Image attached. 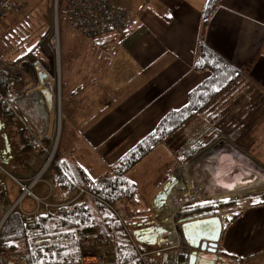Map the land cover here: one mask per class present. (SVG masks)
Returning a JSON list of instances; mask_svg holds the SVG:
<instances>
[{"label":"crops","instance_id":"1","mask_svg":"<svg viewBox=\"0 0 264 264\" xmlns=\"http://www.w3.org/2000/svg\"><path fill=\"white\" fill-rule=\"evenodd\" d=\"M111 2L129 15L128 29L91 42L78 38L81 53L60 56L61 70H76L74 80L92 75L90 82L78 86V96L71 91L73 96L61 104L63 138L79 136L97 148L110 141L142 139L167 112L182 108L188 94L207 78L194 70L201 42L264 96V0H219L206 21V0ZM81 61L91 68L74 64ZM24 76L30 86L36 84L31 75ZM46 87L50 89V83ZM109 155L115 160L110 165L120 158L108 151L104 156ZM64 160L72 163V158ZM44 190L36 187V195L44 196ZM236 214L222 224L218 257L227 264H264V205Z\"/></svg>","mask_w":264,"mask_h":264},{"label":"rangeland","instance_id":"2","mask_svg":"<svg viewBox=\"0 0 264 264\" xmlns=\"http://www.w3.org/2000/svg\"><path fill=\"white\" fill-rule=\"evenodd\" d=\"M21 1L22 8L19 12L14 13V16L11 18H7L8 16L1 18L0 36L7 34V27L10 26L12 28L14 25L20 26L25 19H28L31 25L37 23L36 26L38 27L36 28L42 29L41 25H49L50 31L39 47L42 52L40 57L43 61H34L31 64V68L27 66L23 67L19 65L18 62L12 63V61H8L10 63L6 64V66L5 64L3 65L5 68L9 69L10 73L8 75L4 74L8 80L16 79L17 77H21L24 80L25 74L31 75L34 81L37 80L36 84H33L34 86H30L32 83L31 81L26 80L25 82L24 80L25 83L20 88L23 87L22 89L26 91L23 93L19 91L15 99L12 97L7 98L6 96L4 98L9 107H15L14 102H16V98H21L22 95H26L32 89L38 88V78L32 68L35 63H38L50 78L49 83L50 90L53 91L54 95V107L52 112L49 113L47 111L49 113L47 121L40 123L44 132L49 137L46 141L47 148L49 147L51 149L52 146L56 145V152L52 163H50L47 170L41 174L39 181L35 184L33 189V193L37 198H46L47 200L45 203L42 202L37 206L31 199L27 198L22 204V210L17 208L25 215H45L48 211L58 208L49 206V200H55L57 203H62V201H64V199L59 197L58 190L56 189L57 187L48 180L49 168L56 162L58 152L62 154V158H72L71 162L73 164L76 161L80 165V168L84 169L92 178L99 179L109 172L108 166L115 161H113V155L104 156L107 151L109 154L114 153V156L118 155L121 157L124 152L130 149L136 142L117 143L110 141L104 143L100 148H97L93 143H85L79 136L68 135V138H66L65 134V138H63L64 124L61 115V104L64 103L65 105L71 96H73L70 95L71 91H73L74 96H78L80 94V91L77 90L78 86H83L81 84L90 82V80H92V75L89 73L86 79L79 78L74 80L73 75L76 73V70H71V72H65V69L61 70L60 56L63 58L65 52L68 53L69 56L80 54L84 48L82 47L83 45H80L78 42V38L85 41L90 40L74 33L63 24L61 10L59 13L56 12L54 6L55 0ZM55 15L56 17L58 16L57 18L59 19L58 34L55 30ZM56 34L57 38L54 40ZM54 41L55 44L53 43ZM1 44L2 42L0 41V46ZM9 53L10 51H6V53L2 51L1 54L7 56ZM16 53L17 52H15V54ZM2 61L0 60L2 64L7 62ZM74 64L78 67H80V64L81 66L85 65L84 67L88 65L91 68L89 62L85 64L81 61L78 63L74 62ZM68 65L71 66V63H68ZM3 71L5 72L4 68ZM244 80L240 79V81L227 88L217 100L212 102L207 113L191 120L179 134L168 139L163 147L154 151L144 161L135 166L127 175V179L136 185L137 193L130 200L122 201L116 205L118 207L123 205V207L131 211V220L127 222V227L131 233L140 226L139 223H153L156 218V210L158 209L154 206V200L156 196L161 193L160 191H163L164 187H167L170 191H174L181 187L185 189L186 183L189 185L193 184L192 190L200 188L201 192L205 193L204 195L211 196L209 200L216 202L236 200L241 202V199L264 194V190H262L264 189V96L261 95V92H258L255 87ZM86 86L90 88L93 85ZM38 98L43 102V109L45 110L46 103L43 96L39 93V90L38 97L35 94H28L27 96V99L31 100V102L35 103L37 106L40 105ZM1 102L2 101H0V103ZM2 103L6 106L4 102ZM21 104L24 103L22 102ZM38 108L39 107L34 110L31 109L32 113H37ZM7 109L8 111L10 110L8 107ZM0 123L2 126L4 121L0 120ZM5 124V149L7 153H9L8 156L12 154L14 156L18 155L23 148L19 127L13 119H11L9 123L5 122ZM206 126L210 127L212 130H216L220 134L218 138L213 140L210 146L198 152L193 158L179 162L180 154L188 145L191 138ZM68 127L69 125L66 126V131ZM236 130L240 132L237 136L236 134L234 136L233 132ZM113 150H116V152H112ZM248 152H250L251 155H249ZM28 156H30L28 167L24 173L21 172L22 175L40 174L45 161L34 156L32 151L31 154H24L25 159H27ZM6 169L13 175L18 176V174H14L10 169ZM181 169H183L185 176L182 177L181 181L173 179V176L176 174L177 177ZM0 184L5 185L7 189V197L4 195L2 197L0 196V206H2V208L12 206L19 196L17 187L9 178L1 173ZM228 184L234 186V190L230 188L228 192L225 187V185ZM38 186H42L45 189L44 196L36 195L35 189ZM75 194L72 200L77 195L80 196L79 199L85 196L78 194V191H76ZM75 202L76 201H73L72 203ZM168 212L167 206L163 207L162 214L165 216ZM233 213L234 212H231V214ZM163 218L166 219L165 217ZM93 244L94 250L92 248L88 249L87 254H84L83 257L93 255L97 247L98 250L101 248V251L107 255L113 254L114 244L111 239H96ZM17 247L19 248L17 253L21 254L23 252L22 246L18 245ZM140 248L147 258H155V256H148V250L155 248V246L140 244ZM177 251L185 258H188L190 253L187 247L183 248V250L177 249ZM3 252L9 253L6 251ZM216 255L220 256V253L217 251ZM214 264L227 263L218 260Z\"/></svg>","mask_w":264,"mask_h":264},{"label":"trees","instance_id":"3","mask_svg":"<svg viewBox=\"0 0 264 264\" xmlns=\"http://www.w3.org/2000/svg\"><path fill=\"white\" fill-rule=\"evenodd\" d=\"M218 1L206 0L202 12L204 21L210 18ZM6 16L11 18L14 14ZM36 24L31 25L28 19H25L20 26L7 27V34L0 36L2 42L0 60L7 61L3 65L6 66L10 63L8 61H12V63L18 62L23 67L31 68L34 61H43L39 47L46 39L50 27L41 25L42 29H40L36 28L38 27ZM2 51L4 53L10 51V53L3 56ZM5 66H3L5 70L3 74L8 75L10 72ZM194 70L206 73L207 78L188 94L186 104L179 110L167 112L153 131L137 141L117 162L110 165L109 172L101 178H92L80 166L64 160L62 154L58 152L56 162L49 168L48 180L57 187L59 197L66 201L71 200L76 195L74 186H77L95 198L83 196L75 203L54 208L45 215H25L18 209L14 210L0 231V250L23 256L26 264H80L88 249L94 250V241L101 238L113 241L112 255L115 264H141L136 250L115 216L96 199L115 205L133 198L137 193V187L127 179V175L133 168L158 148L163 147L168 139L179 134L191 120L207 113L213 101L217 100L227 88L242 79L237 69L219 57L204 42H201L198 47ZM1 92L7 98L15 99L18 96L9 94L7 84L1 87ZM11 119L15 120L19 127L23 148L18 155L12 154L9 157L5 149L4 134L5 122L9 123ZM0 120L4 121V124L0 125V164L14 174L23 176L22 173L27 170L30 157L25 159L24 154H31V149L23 138L20 123L2 102L0 103ZM239 132L236 130L233 135L237 136ZM219 135L216 130L208 126L204 127L183 149L179 162L193 158L198 152L210 146ZM231 140L233 141L232 138ZM248 153L251 155L250 152ZM260 205H264V194L241 199V202L206 200L182 207L175 214L173 221L184 224L221 217L219 219L222 224H226L238 215L235 213L237 210ZM231 212L234 213L231 214ZM18 245L22 246L21 254L17 253ZM137 246L141 250L140 244L137 243Z\"/></svg>","mask_w":264,"mask_h":264},{"label":"built area","instance_id":"4","mask_svg":"<svg viewBox=\"0 0 264 264\" xmlns=\"http://www.w3.org/2000/svg\"><path fill=\"white\" fill-rule=\"evenodd\" d=\"M54 6L56 12L59 13L61 10L62 22L71 31L82 36L85 39L96 40L109 34H120L125 32L129 26V15L123 11L117 10L113 6L111 0H55ZM21 8V0H0V21L2 17L17 13ZM57 17L56 15L54 16L55 30L58 34L59 19ZM57 34L56 37H54V40L57 38ZM52 48L54 49L53 45ZM32 68L35 71L36 75H38L39 73H45L46 75H48L46 72H44V70L38 63H35ZM5 84L8 85V89L10 91L9 94L16 95L20 90H22V88L20 87L24 84V80L21 77L8 80L3 74V64L0 62V101L6 104L4 98L5 96L1 92V87ZM28 94H35L38 97V88H35L34 90L32 89L26 95L24 94L21 98L16 99V102H14L15 108L9 107L7 104L6 106L10 109V111L14 114V117L20 123L23 129V138L24 140H26L27 145L30 147L32 153H34V156H37L45 161V164L40 174L23 176L13 175L0 164V173L9 178L15 184L19 193L16 202L12 206H7L6 208H2V206H0V231L6 219L14 210H16L17 208L22 210V204L27 198L31 199L37 206H39L42 202L45 203V201L47 200L46 198H37L33 193V189L35 187V184L39 181L41 174L46 171L50 163H52L56 152V145L52 146L51 149L49 147L47 148L46 141L47 139H49V137L44 132L40 122L47 121V119L49 118V113L46 109H43L44 105L43 102L40 101V98H38L40 105L37 106L35 103H32L31 100L27 99ZM21 102H23L24 104H21ZM36 106L39 107L37 109L38 112L34 113V115H31L27 109L34 110L37 108ZM20 115H22V117ZM74 187L76 191H78V194L85 195L90 198H95L90 193L84 191L82 188H79L77 186ZM192 189L193 184L189 185L186 183L185 189L184 187H181V194H174L170 196L172 192L170 190L167 194V198L163 207L167 206L169 198L172 199L175 203V209L171 216L172 225L175 230V236H173V238H171V233H169L168 230H165L167 221L163 218V207L156 210V218L153 221V224L163 230V235L161 236V238L165 241L160 245L155 246V248L148 252L149 257L155 256V258H147L142 250L138 248L137 242L135 241L132 233L129 232L127 222L131 220L132 217L131 211L129 209L123 207V205H120V207H118L116 204H109L103 202L100 199L96 200L105 205L115 216L123 231L126 233L130 243L136 250L141 264H185L186 258L177 251V249L183 250L184 246L179 240L176 232V230L179 229L183 225V223L177 224L173 221V218L182 207L186 205H192L201 201H206L211 198L210 195H204L205 193H202L200 188L194 190ZM6 190V186L0 184L1 197L3 195L7 197ZM79 197L80 196L77 195L73 200H64L62 201V203H57L53 200H49L50 203L48 204L52 208L62 207L72 204V202L77 201ZM168 213H170V211ZM101 250V248L98 250L97 247L95 253L89 257H83L80 264H115L113 255H107ZM0 264H26V259L23 256L13 253H5L0 250Z\"/></svg>","mask_w":264,"mask_h":264},{"label":"water","instance_id":"5","mask_svg":"<svg viewBox=\"0 0 264 264\" xmlns=\"http://www.w3.org/2000/svg\"><path fill=\"white\" fill-rule=\"evenodd\" d=\"M38 78V90L43 96L46 109L50 113L53 110V91L46 87L50 82V78L45 73H39ZM169 189L164 187L162 193L156 196L154 200V206L156 208H162L165 204ZM222 231V223L218 217H212L208 219L197 220L189 223H184L179 229L176 230L179 240L184 245V248L199 252L200 254L192 253L189 256V260L193 259L203 260L205 258L210 259L209 263L199 264H214L216 260L217 245L220 240ZM135 241L138 244H144L148 246H157L163 243L165 240L160 238L163 235V230L160 228L155 229L152 233L150 229L136 230L132 233ZM207 253L208 255H205ZM191 264V263H190Z\"/></svg>","mask_w":264,"mask_h":264},{"label":"bare ground","instance_id":"6","mask_svg":"<svg viewBox=\"0 0 264 264\" xmlns=\"http://www.w3.org/2000/svg\"><path fill=\"white\" fill-rule=\"evenodd\" d=\"M54 43H55V42H54ZM21 103H22V102H21ZM27 110L29 111V113H30L31 115H34L30 109H27ZM241 155H242V154H241ZM199 157H200V156H199ZM198 159H199V158H198ZM198 159H197V160H198ZM184 176H185V174L183 173V169L179 170V173H178V175H177V177H176L177 181H181L182 177H184ZM225 187L227 188L228 192H229V189H230V188H232V190H234V186H232V185H230V184L225 185ZM181 192H182L181 188H180V189H175L174 191L172 190L170 196H171V195H174V194H175V195H179V194H181ZM167 206H168V208H169L170 213H168L167 215L163 216V217L166 218L165 220L167 221L166 226H165V230H168L169 233H171V238H173V236H175V230H174V227H173V225H172L171 216H172V213H173V211H174V209H175V203H174V201H173L172 199L169 198V200H168V202H167Z\"/></svg>","mask_w":264,"mask_h":264},{"label":"flooded vegetation","instance_id":"7","mask_svg":"<svg viewBox=\"0 0 264 264\" xmlns=\"http://www.w3.org/2000/svg\"><path fill=\"white\" fill-rule=\"evenodd\" d=\"M173 179H176V174L173 176ZM177 180V179H176ZM161 193H162V190L160 191ZM139 225L140 226H138V228L136 229V230H147V229H150L151 230V232L152 233H154L155 232V229H157L158 227L155 225V224H153V223H151V222H145V223H139ZM135 230V231H136ZM161 238V237H160ZM188 248V250L190 251V253H189V256L192 254V253H196V255L197 254H200L199 252H195L194 250H191V249H189V247H187ZM205 255H208L207 253H205ZM189 256H188V258H186V260H185V264H199V261H201L202 263H209L210 262V259H207V258H205V259H203V260H197V259H193L192 261H190L189 260ZM216 256V260H215V262L216 261H218V260H220V258L217 256V255H215Z\"/></svg>","mask_w":264,"mask_h":264}]
</instances>
